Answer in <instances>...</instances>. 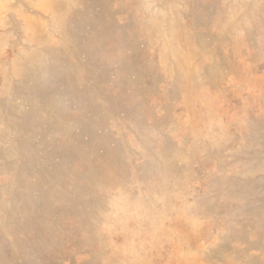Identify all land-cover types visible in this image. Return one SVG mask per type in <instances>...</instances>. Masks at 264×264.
Wrapping results in <instances>:
<instances>
[{
  "label": "rangeland",
  "instance_id": "rangeland-1",
  "mask_svg": "<svg viewBox=\"0 0 264 264\" xmlns=\"http://www.w3.org/2000/svg\"><path fill=\"white\" fill-rule=\"evenodd\" d=\"M0 264H264V0H0Z\"/></svg>",
  "mask_w": 264,
  "mask_h": 264
}]
</instances>
